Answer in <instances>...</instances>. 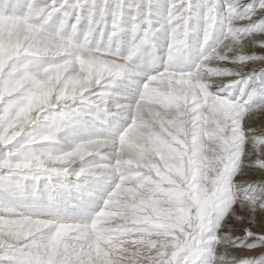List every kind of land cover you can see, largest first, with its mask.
Instances as JSON below:
<instances>
[{"label":"snow or ice","instance_id":"1","mask_svg":"<svg viewBox=\"0 0 264 264\" xmlns=\"http://www.w3.org/2000/svg\"><path fill=\"white\" fill-rule=\"evenodd\" d=\"M257 117L264 0H0V264H264Z\"/></svg>","mask_w":264,"mask_h":264},{"label":"bare ground","instance_id":"2","mask_svg":"<svg viewBox=\"0 0 264 264\" xmlns=\"http://www.w3.org/2000/svg\"><path fill=\"white\" fill-rule=\"evenodd\" d=\"M264 125V117H257L256 119V127H260ZM241 180H250V181H259L261 179V174L257 171H249L245 173L243 177H240ZM244 227H250L252 231L264 234V215H257L254 219L248 218L246 219L243 224L235 223V234L242 235V230ZM233 254L237 256H259L261 253L264 252V249H255L253 251L248 250H230Z\"/></svg>","mask_w":264,"mask_h":264},{"label":"rangeland","instance_id":"3","mask_svg":"<svg viewBox=\"0 0 264 264\" xmlns=\"http://www.w3.org/2000/svg\"><path fill=\"white\" fill-rule=\"evenodd\" d=\"M264 253V252H263ZM230 254H232V255H235V254H233V252H230ZM262 254V253H261Z\"/></svg>","mask_w":264,"mask_h":264}]
</instances>
